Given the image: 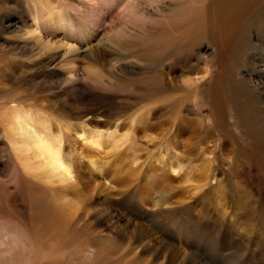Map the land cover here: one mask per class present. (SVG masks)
Instances as JSON below:
<instances>
[{
    "label": "rangeland",
    "instance_id": "obj_1",
    "mask_svg": "<svg viewBox=\"0 0 264 264\" xmlns=\"http://www.w3.org/2000/svg\"><path fill=\"white\" fill-rule=\"evenodd\" d=\"M114 1L0 0V264H264V0H205L193 30L203 0ZM12 111L71 182L25 168Z\"/></svg>",
    "mask_w": 264,
    "mask_h": 264
},
{
    "label": "bare ground",
    "instance_id": "obj_2",
    "mask_svg": "<svg viewBox=\"0 0 264 264\" xmlns=\"http://www.w3.org/2000/svg\"><path fill=\"white\" fill-rule=\"evenodd\" d=\"M174 1H176V2H174ZM177 1L178 0H170L169 2H166V0H157V2L159 4H161L160 6L163 7V9H161L162 11L167 10L170 7L176 6ZM255 1L256 0H238L234 4V12L239 13L240 11H242L246 7L247 4L254 3ZM121 3H123L122 0H116V1H114V3L113 2L111 3L110 7L112 9L116 10V9H118V5H120ZM125 4H126V1L124 2V8H123V10L120 11V14L122 16L130 18V15L135 14V11H136L135 10L136 9L135 4L134 3H130V4H126V5ZM155 4H156V1L151 2L148 5L150 7H152ZM184 4H185V2H184ZM206 5H207V3L205 0L199 1V3H197L195 6H191V8L185 12L186 13L185 16H187L186 20L188 22V28L190 30L191 29L193 30L195 27H197L200 24V22H201V25H203L204 22L207 20V16H206L207 14L206 13L200 14L202 12V7H206ZM177 7H178V5H177ZM49 10H50L49 7L42 8L41 13L39 15L38 14L33 15L34 19L36 21V24H35L36 27H38L39 23H42L44 21V20H41L44 16H48V19H50L48 21L46 20V22H43L45 25L50 23V22H56L55 18L51 15V12ZM141 17L144 18L145 16H141ZM141 17L135 19V22H137V21L142 22L143 20L141 19ZM45 18L46 17H44L43 19H45ZM208 19H210V18H208ZM174 29H178V27L175 28L173 26L171 29V32ZM174 35L175 34L171 33L170 36L175 37ZM117 36H118V38L122 37L120 34H118ZM149 53L150 52H148L147 50L145 51V54L148 55ZM143 62H152V61L144 59ZM129 65L130 66H137L139 69L142 68V67H140V65H138L137 63H134V62L129 63ZM137 73H141V72L139 71ZM6 114L7 115L4 117V122H3L4 126H5L6 133L11 139L16 141V143H15V145L17 147L16 153H17L18 159H20L25 164L24 165L25 168H27V167L30 168L32 162L34 164V161L36 159H41L38 162L39 164L37 165V168H43L44 169V172L42 173L44 178L46 177V179L49 180V178L53 177L52 174H54L57 181L59 179V181H61V182H71L73 179V173H72V169L64 161L63 154H62L61 140L48 137L46 135V133L44 132V128L41 127V129H40L39 128L40 126L38 127L33 120H29L28 118L24 117V115H22L21 113H15L12 111V112H7ZM103 137H104V135H103L102 131H99V130L90 131V130L82 129L79 133V138L81 139V141L87 147L92 148V149H100L102 147L101 142H102ZM21 157H22V159H21ZM96 164H97L96 161H92V165L95 168V172L99 173L100 170L98 167H95ZM172 174L179 175L180 174L179 169L176 167L172 168ZM176 180L174 178V181H176ZM167 181H168V179H167ZM172 181H173V179L169 180V182H172ZM61 207H63V206H61ZM5 243H6V241H5ZM4 246H6V244H4ZM7 246L5 248H3L2 246L1 247L5 250V249H7ZM8 247L10 248V246H8Z\"/></svg>",
    "mask_w": 264,
    "mask_h": 264
}]
</instances>
